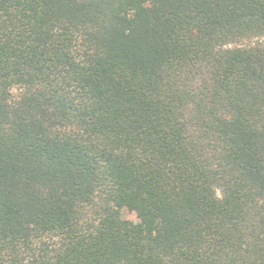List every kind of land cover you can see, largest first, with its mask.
<instances>
[{"label": "trees", "instance_id": "1", "mask_svg": "<svg viewBox=\"0 0 264 264\" xmlns=\"http://www.w3.org/2000/svg\"><path fill=\"white\" fill-rule=\"evenodd\" d=\"M0 264H264V0H0Z\"/></svg>", "mask_w": 264, "mask_h": 264}, {"label": "rangeland", "instance_id": "2", "mask_svg": "<svg viewBox=\"0 0 264 264\" xmlns=\"http://www.w3.org/2000/svg\"><path fill=\"white\" fill-rule=\"evenodd\" d=\"M125 215L131 221H136L137 220L135 214L132 213V212L125 211Z\"/></svg>", "mask_w": 264, "mask_h": 264}]
</instances>
